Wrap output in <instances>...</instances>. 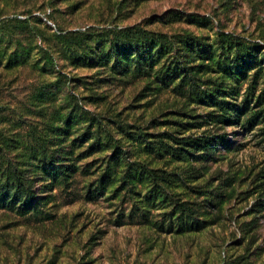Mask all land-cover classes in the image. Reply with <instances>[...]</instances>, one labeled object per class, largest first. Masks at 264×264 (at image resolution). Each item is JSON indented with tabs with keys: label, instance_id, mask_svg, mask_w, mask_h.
I'll use <instances>...</instances> for the list:
<instances>
[{
	"label": "rangeland",
	"instance_id": "374dc122",
	"mask_svg": "<svg viewBox=\"0 0 264 264\" xmlns=\"http://www.w3.org/2000/svg\"><path fill=\"white\" fill-rule=\"evenodd\" d=\"M133 27L191 75L114 69ZM263 55L264 0H0V163L73 166L0 209V264H264Z\"/></svg>",
	"mask_w": 264,
	"mask_h": 264
},
{
	"label": "trees",
	"instance_id": "16d2710c",
	"mask_svg": "<svg viewBox=\"0 0 264 264\" xmlns=\"http://www.w3.org/2000/svg\"><path fill=\"white\" fill-rule=\"evenodd\" d=\"M118 34L121 36L123 48L121 50L118 49V51L115 52L112 67L116 70L122 69V75L130 74L134 71L137 73L144 72L148 76H155L156 81L162 85L165 82V78H167V82L169 85V83L174 82L176 79L178 80V77L182 73L188 75L190 73L189 71H192V69L188 70L190 69V67L188 66L189 64L187 62L181 61V58H183L185 54L188 53V56L190 57L197 56V54L199 56H202L201 51L199 49L197 50V45H192L191 47H189V50H187V45L184 48L186 52H182L181 56L178 54V56L176 57L180 59H177L176 61L171 63L170 66L166 67L165 62H163L162 60L164 59V55L167 53L168 45L171 46L172 50H175V54L179 53L175 49V44L173 42H167L166 39H162L163 37H161L160 35L151 36L150 33H147V31L141 29L140 27L123 29ZM73 35L79 36L80 34ZM220 36L226 42H235L236 40L228 34H220ZM252 52L253 55H255L256 53H260L261 49L256 48L255 50H252L250 48L246 54H244L243 52H236L233 61L237 64H241L243 58L247 55L251 56ZM183 84L184 83L182 79L180 80L178 86H181ZM165 85H167V83ZM257 101H259V96L257 97ZM66 126L70 129L71 124L67 123ZM158 136H164V133H161ZM167 138L183 147L186 146L194 150L197 148V144H195L194 141L189 142V138H181V140L179 141L174 140V138L169 135H167ZM159 143L162 142L160 141ZM3 145L5 146L6 143H4ZM168 147L169 150H167L166 145L165 152L167 154H171V156L173 157H178L180 159L183 157L185 159V156L189 155L188 150L182 147ZM156 149V151H160L162 148L161 146H158L156 147ZM17 150L18 148H14V150L12 151ZM38 157H45V155H38ZM18 159H20L19 161H21L19 162L20 164L12 168L9 166L3 167V165H1L0 163V209L7 211H16V213L18 212V214L22 216L28 213H33V215H36L38 213V206L41 205L40 201L45 200V198H42L40 192H34V186L32 184L37 178L34 176L43 177V175H46L48 177H51V181L53 183H56L59 179L60 181L65 182L66 177L68 176L66 173H73V171H70L71 169H73V166H64L61 164L56 165L53 163H50L49 165L43 164L41 166H38L36 170H29L28 173H30V175L24 178L22 174L25 173H23L25 168H22V166L26 167L28 163L22 161L20 154H18ZM64 159L65 158H61V160ZM45 187L47 186H43V188ZM37 191H40V188Z\"/></svg>",
	"mask_w": 264,
	"mask_h": 264
}]
</instances>
